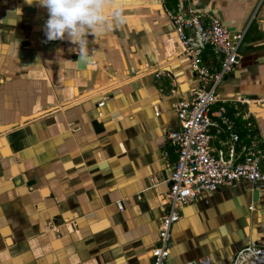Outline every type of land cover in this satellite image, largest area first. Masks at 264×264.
Wrapping results in <instances>:
<instances>
[{"label": "crops", "instance_id": "1", "mask_svg": "<svg viewBox=\"0 0 264 264\" xmlns=\"http://www.w3.org/2000/svg\"><path fill=\"white\" fill-rule=\"evenodd\" d=\"M188 2L246 29L212 109H224L239 141L220 118L210 131L215 154L233 150L239 161L247 123L264 141V122L242 105L264 104V0ZM174 9L109 0L110 27L81 49L47 40L37 0H0V264H152L177 160L166 134L179 127L175 104L196 87L165 16ZM180 214L165 264H233L247 246L264 248V182L203 192Z\"/></svg>", "mask_w": 264, "mask_h": 264}, {"label": "built area", "instance_id": "2", "mask_svg": "<svg viewBox=\"0 0 264 264\" xmlns=\"http://www.w3.org/2000/svg\"><path fill=\"white\" fill-rule=\"evenodd\" d=\"M175 3V9L166 10L165 16L181 47V56L189 62L196 87L190 90L188 99L175 104L179 127L166 134L167 142L177 152V160L166 180L169 190L159 220L158 245L150 252L152 264H165L172 226L180 220L181 209L201 193L240 182H264V142L251 122L245 127L246 144L239 161L233 159V150L225 159L211 148L210 131L218 127L213 116L225 124L233 142L239 141L233 132L234 123L223 117L224 109L221 107L216 112L212 109L218 102L217 89L223 78L232 74L239 63L246 32L231 29L204 12L190 9L187 0H175ZM197 264H210V258L203 256ZM233 264H264V248L247 246L237 254Z\"/></svg>", "mask_w": 264, "mask_h": 264}, {"label": "clouds", "instance_id": "3", "mask_svg": "<svg viewBox=\"0 0 264 264\" xmlns=\"http://www.w3.org/2000/svg\"><path fill=\"white\" fill-rule=\"evenodd\" d=\"M32 4L33 0H27ZM39 6L47 9L49 18L45 24L48 41L68 39L79 48L87 47V36L98 34L108 24L105 15L109 0H37ZM120 23L124 17H115Z\"/></svg>", "mask_w": 264, "mask_h": 264}, {"label": "water", "instance_id": "4", "mask_svg": "<svg viewBox=\"0 0 264 264\" xmlns=\"http://www.w3.org/2000/svg\"><path fill=\"white\" fill-rule=\"evenodd\" d=\"M188 6L190 7V9H192V10H195V11H200V12H204V13H206V14H208L210 17H212V18H215V17H213V14L210 12V11H206L205 9H198L197 7H195L193 4H191V3H189L188 2ZM216 19V18H215ZM218 20V19H217ZM219 21V20H218ZM221 22V21H220ZM221 23H223V22H221ZM171 27V26H170ZM237 30H245V32H246V29H237ZM84 56H74V59H76V60H78L79 61V63H80V65H82V67H84V65L82 64V60H84V58H83ZM81 67V66H80ZM209 87H210V85H208L207 86V89H209ZM251 100L252 101H255V102H260V100H258L257 98H256V96H254V97H251ZM258 102V103H259ZM243 105V107L245 108V110L247 111V113H248V115L251 117V119L257 124V123H263L264 122V118H262V117H257V114L256 113H254V111L255 112H259L260 110L259 109H251V107L248 105V104H242ZM256 106V105H255ZM257 106H259L260 107V109L261 108H264L263 106H264V104H262V102H260L259 103V105H257ZM262 137V136H261ZM262 140H263V137H262ZM264 142V141H263Z\"/></svg>", "mask_w": 264, "mask_h": 264}, {"label": "rangeland", "instance_id": "5", "mask_svg": "<svg viewBox=\"0 0 264 264\" xmlns=\"http://www.w3.org/2000/svg\"><path fill=\"white\" fill-rule=\"evenodd\" d=\"M260 103V102H259ZM259 103L257 102V103H255V102H253V103H250L251 104V109L253 108V109H259V110H261L260 108H257L255 105H259ZM218 105L219 106H223V107H225V108H227V109H229L230 110V108H232V106H233V104H231L230 102H224L223 104H221V103H218ZM250 106V105H249ZM253 106V107H252ZM218 107V106H217ZM256 114H257V117H259L258 115H259V113H257V112H255Z\"/></svg>", "mask_w": 264, "mask_h": 264}, {"label": "bare ground", "instance_id": "6", "mask_svg": "<svg viewBox=\"0 0 264 264\" xmlns=\"http://www.w3.org/2000/svg\"><path fill=\"white\" fill-rule=\"evenodd\" d=\"M171 29H172V28H171ZM186 89H187V86H184V87H183V91L186 90ZM252 107H253V106H252ZM254 113H255V111H254ZM258 116L264 118V113H259Z\"/></svg>", "mask_w": 264, "mask_h": 264}, {"label": "trees", "instance_id": "7", "mask_svg": "<svg viewBox=\"0 0 264 264\" xmlns=\"http://www.w3.org/2000/svg\"><path fill=\"white\" fill-rule=\"evenodd\" d=\"M168 2L171 4V6L173 7V6H175V0H168Z\"/></svg>", "mask_w": 264, "mask_h": 264}]
</instances>
